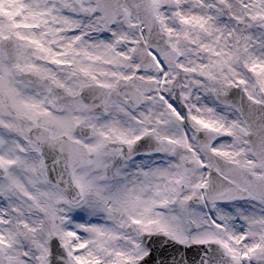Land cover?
<instances>
[{
  "label": "snow or ice",
  "instance_id": "6c2138e0",
  "mask_svg": "<svg viewBox=\"0 0 264 264\" xmlns=\"http://www.w3.org/2000/svg\"><path fill=\"white\" fill-rule=\"evenodd\" d=\"M0 264H264V0H0Z\"/></svg>",
  "mask_w": 264,
  "mask_h": 264
}]
</instances>
